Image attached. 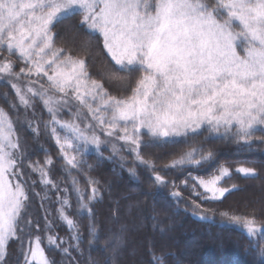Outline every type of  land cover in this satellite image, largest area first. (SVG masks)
Here are the masks:
<instances>
[{
	"label": "snow or ice",
	"instance_id": "obj_1",
	"mask_svg": "<svg viewBox=\"0 0 264 264\" xmlns=\"http://www.w3.org/2000/svg\"><path fill=\"white\" fill-rule=\"evenodd\" d=\"M77 16L90 33L102 37L103 48L117 66L113 75L138 74L127 95L109 94L89 76L85 59L54 46L53 26ZM12 57L23 65L19 70ZM5 77L20 106L28 109L36 100L42 102L50 115L49 134L71 169L82 168L77 157L86 146L99 152L103 135L110 138L114 155L118 152L114 142L123 141L139 164L154 172L155 182L167 186L164 177L155 173V165L144 159L141 147L187 144L205 134L206 139L215 135L246 149L253 139L264 142V0H0V79ZM73 103L87 111L84 127L59 118L61 109L70 111ZM28 127L34 136L38 133ZM45 155L43 165L29 161L15 122L0 108V264H9L6 256L14 239L23 264H56L45 255L41 236L30 232L39 224L27 218L30 183L25 166L39 173L45 187L60 192L48 178L53 161ZM213 161L211 150L205 154L202 147L192 148L166 167H204ZM129 171L135 175L134 169ZM236 172L255 175L251 167L241 166ZM229 176L225 166L207 180L191 176L192 194L218 201L229 191L220 185ZM171 186V196L179 203L181 193L174 183ZM76 191L78 210L91 213L98 189L92 187L90 195ZM58 202L59 220L74 229V220L66 214L72 207L67 195ZM192 203L193 214L199 215L200 205ZM202 211L200 218L210 219V210ZM220 215L241 225L249 237L264 241V220L228 212ZM25 228L27 239L21 235ZM44 231L51 233L46 236L48 247L63 257L72 259L70 248L83 255L78 232L72 237L75 243L69 244L56 236L47 219ZM90 233L96 235L94 225ZM258 251L264 258V247ZM153 258L163 264L162 257Z\"/></svg>",
	"mask_w": 264,
	"mask_h": 264
},
{
	"label": "trees",
	"instance_id": "obj_2",
	"mask_svg": "<svg viewBox=\"0 0 264 264\" xmlns=\"http://www.w3.org/2000/svg\"><path fill=\"white\" fill-rule=\"evenodd\" d=\"M79 21L77 16L55 24L54 46L73 57L85 59L89 76L101 83L109 94L117 97L127 95L138 74L113 75L117 66L103 48L102 37L90 33ZM12 59L19 70L23 65L15 57ZM42 82L47 88V81ZM14 104L17 106L15 109L12 107ZM0 108L15 122L29 161L43 165L46 152L53 161L48 178L59 187V194L40 182L38 172H32L27 166L24 171L30 183L27 218L33 225L39 224L30 232L33 236H41L45 255L56 264H156L154 256L162 257L163 264H260L264 259L258 251L264 247V241L249 237L241 225L220 215L228 212L229 215L255 218L258 222L264 220V142L261 140L253 139L252 147L246 149L242 144L215 135L206 139L205 134L187 144L141 147L144 159L151 161L155 165V173L162 175L167 182V186H163L155 182L152 170L140 165L134 154L123 147V141L114 142L118 148L115 155L109 140L101 144L99 152L92 145L86 146L87 150L77 157L83 162L82 168L71 169L49 134L46 125L50 122V115L42 102L36 100L33 107L25 109L5 82H0ZM73 112L79 114L76 110L61 109L59 118L73 121L76 116ZM85 118L83 113L82 119L76 121L84 126ZM29 125L38 129L35 136ZM201 147L205 154L208 150L213 152L212 163L183 169L166 167L192 148ZM220 166L228 167L232 172L220 182L229 192L218 201L194 196L191 176L210 179ZM241 166L254 168L255 175L245 177L237 173L236 168ZM129 169H134L135 175ZM89 179L95 183L90 185ZM185 180L187 185L183 183ZM31 181L35 184L32 185ZM173 183L181 193L179 203L171 196ZM92 187L98 189L97 198L90 204L92 212L78 210L76 189L90 195ZM197 190L203 193L202 188ZM65 195L72 205L66 214L74 220V229H68L58 218V201ZM193 200L200 205L199 215L193 214ZM204 209L210 210L207 213L210 219L200 218L205 214ZM46 219L53 223L56 236L69 244L75 243L72 237L78 232L83 255L70 248L72 259L69 260L59 250L49 248L46 236L51 233L44 231ZM92 225L96 228L95 236L90 233ZM28 233L29 229L25 228L21 235L27 239ZM6 259L9 264H23L15 239L9 242Z\"/></svg>",
	"mask_w": 264,
	"mask_h": 264
},
{
	"label": "rangeland",
	"instance_id": "obj_3",
	"mask_svg": "<svg viewBox=\"0 0 264 264\" xmlns=\"http://www.w3.org/2000/svg\"><path fill=\"white\" fill-rule=\"evenodd\" d=\"M6 79H7V77H5V78H3V79H0V82H5ZM65 110H68V109H65ZM71 110H76V113H79V114H75V113L73 112V113L76 115L75 118H74L75 121L78 120V119H82V115H83V113L86 114L85 121H87V120L89 119V117H88V115H87V111H86V109H82V108H80L79 105H76L75 103H73V104H72V107H71ZM68 111H69V110H68ZM82 111H83V112H82ZM70 121H71V120H70ZM76 122L79 123L78 121H76ZM79 124H80V123H79ZM80 126H81V127H84V126H82L81 124H80ZM109 139H110V138L101 135V140L103 141L102 144H104V142L107 141V140H109ZM105 143H106V142H105ZM229 172H230V175H231V174H232L231 170H230ZM225 178H226V177H225ZM225 178H224V179H225ZM222 180H223V179H222ZM222 180H221V181H222ZM228 192H229V191H228ZM228 192H226L225 195H226Z\"/></svg>",
	"mask_w": 264,
	"mask_h": 264
}]
</instances>
